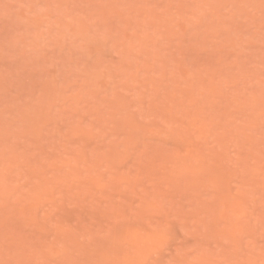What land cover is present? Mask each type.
<instances>
[{
  "label": "rangeland",
  "instance_id": "obj_1",
  "mask_svg": "<svg viewBox=\"0 0 264 264\" xmlns=\"http://www.w3.org/2000/svg\"><path fill=\"white\" fill-rule=\"evenodd\" d=\"M0 264H264V0H0Z\"/></svg>",
  "mask_w": 264,
  "mask_h": 264
}]
</instances>
